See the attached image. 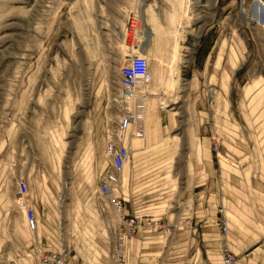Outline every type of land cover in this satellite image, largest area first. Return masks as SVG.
Returning a JSON list of instances; mask_svg holds the SVG:
<instances>
[{
	"label": "rangeland",
	"instance_id": "374dc122",
	"mask_svg": "<svg viewBox=\"0 0 264 264\" xmlns=\"http://www.w3.org/2000/svg\"><path fill=\"white\" fill-rule=\"evenodd\" d=\"M252 1L259 4L257 18L247 21L240 9L249 10L252 18ZM179 4L181 13L169 19L161 48L149 45L145 56L149 92L163 96L161 107L173 113L180 138L175 162L136 186L141 207L154 203L161 214L185 186L197 190L194 185L208 154L217 160L215 143L245 167L246 177H264V23H259L264 0ZM84 8L78 0H0V264H39V254L47 251L38 248L45 244V233L23 225L17 182H27L37 208L52 206L62 181L69 186L74 175L79 183L87 169L94 224L84 236L67 233L61 244L75 247L62 249L74 264H86L87 257L96 260L87 264H114L118 208L111 199H119L124 186L117 182L109 196L99 188L111 167L105 144L118 131L121 107L115 95L125 57L90 54L97 50L85 32ZM217 50L222 60L216 65ZM73 161L80 166H71ZM73 186L74 191L82 189L81 184ZM244 216L246 221L249 215ZM156 220L166 226L164 214ZM221 232L228 234L222 251L227 247L232 253L229 239L251 243L264 234L238 225ZM151 248L160 262L171 261L172 251L163 240ZM19 257L24 259L9 262Z\"/></svg>",
	"mask_w": 264,
	"mask_h": 264
},
{
	"label": "crops",
	"instance_id": "0c3cea01",
	"mask_svg": "<svg viewBox=\"0 0 264 264\" xmlns=\"http://www.w3.org/2000/svg\"><path fill=\"white\" fill-rule=\"evenodd\" d=\"M78 1L86 4L82 11L86 16L85 32L94 40V49L97 50L90 54L122 56L124 61L131 55L147 56L149 45L156 44L158 49L161 48L168 34L165 29L169 19L181 13L180 0ZM218 47L223 48L222 44ZM216 53L217 65L221 63L222 54L218 50ZM143 91L150 94L141 102L138 118L124 132L122 144L130 149V155L118 176V183L122 188L124 186L120 189L119 199L123 200L125 212L139 218L137 231L132 237L136 238L126 243L125 264H164L160 262L159 253L151 248L160 240L166 242L172 251V259L167 264H222V246L228 234L223 235L216 225L219 210L222 209L227 218L228 231L233 225L248 232L264 230V177L254 174L246 177L243 174L245 167L241 169L240 162L225 147L224 150L221 148L225 155L221 158L228 162L227 166H223L218 157L215 156L217 160L214 161L211 153L208 154L205 169L199 171V181L194 185L197 190L187 191L185 186L172 203H168L165 213H159L154 203L141 207L138 183L171 166L180 149V138L174 131V115L160 106L163 96L140 87L139 92ZM75 164L80 166L79 161H73L71 166ZM85 178L86 187L83 184ZM67 183L62 181L60 191L51 198L52 206L44 203L37 208L30 192L28 194L36 217L34 231L45 233V244L38 245L40 251L64 252L62 247L74 248L72 242L61 244L68 238L67 233H78L81 237L93 227L94 191L92 186L89 189L88 169L86 177L79 183L74 175L69 186ZM75 183L81 184V191L73 190ZM159 214L166 216V226L157 223ZM245 214L252 219L247 217L246 222ZM23 217V225L27 228ZM6 228L9 231V225ZM229 241L236 264H264V234L251 243L238 237ZM144 248L151 250L144 251ZM90 258L84 262L96 263ZM23 259L12 258L9 262ZM74 262L69 260L70 264Z\"/></svg>",
	"mask_w": 264,
	"mask_h": 264
},
{
	"label": "built area",
	"instance_id": "2783aa9c",
	"mask_svg": "<svg viewBox=\"0 0 264 264\" xmlns=\"http://www.w3.org/2000/svg\"><path fill=\"white\" fill-rule=\"evenodd\" d=\"M150 83L148 60L143 55H131L119 66L117 74L116 102L121 107V114L118 118V131L108 139L105 144V151L110 158L111 169L102 175L99 192L103 196L111 195L112 186L118 182L119 173L130 155V149L122 144L124 132L138 117V109L142 107L141 102L148 97L147 91L139 92V88ZM140 101V102H139ZM132 106H128V103ZM214 151L216 156L224 157L220 145L215 143ZM17 187V205L23 209L26 226L30 231L36 228V217L33 207L28 198L29 187L26 181L19 180ZM111 204L118 208V229L114 246V264H125L124 253L127 241L132 238L138 228L139 220L136 216L128 215L125 212L123 203L117 197H112ZM220 217L216 224L226 233L229 225L227 218L219 210ZM223 264H236L235 255L225 247L222 251ZM39 264H69L66 254L53 250L42 251L39 254Z\"/></svg>",
	"mask_w": 264,
	"mask_h": 264
},
{
	"label": "bare ground",
	"instance_id": "6f19581e",
	"mask_svg": "<svg viewBox=\"0 0 264 264\" xmlns=\"http://www.w3.org/2000/svg\"><path fill=\"white\" fill-rule=\"evenodd\" d=\"M241 1H244V0H241ZM245 3V2H244ZM263 9V8H262ZM262 9H261V11H260V13L262 12ZM240 15H241V18L242 19H244V20H247V21H249V20H251L252 21V18H251V12L249 11V10H247V9H244L243 8V6H241V9H240ZM182 24V23H181ZM180 29V28H179ZM179 33V32H178ZM179 56V55H178ZM178 56H176V62L179 60V57ZM177 75V74H176ZM175 79V78H174ZM176 85H178V77L176 76ZM149 86H150V84L148 83V85H145V86H143V88H148V90H149ZM160 106H162V107H164V102L163 101H161L160 102Z\"/></svg>",
	"mask_w": 264,
	"mask_h": 264
},
{
	"label": "water",
	"instance_id": "95a60500",
	"mask_svg": "<svg viewBox=\"0 0 264 264\" xmlns=\"http://www.w3.org/2000/svg\"><path fill=\"white\" fill-rule=\"evenodd\" d=\"M259 4H258V2L257 1H252V3H251V6H252V20H254V19H256L257 17H256V6H258ZM251 22V21H250ZM259 23H264V8L262 9V12H261V14L259 15Z\"/></svg>",
	"mask_w": 264,
	"mask_h": 264
}]
</instances>
